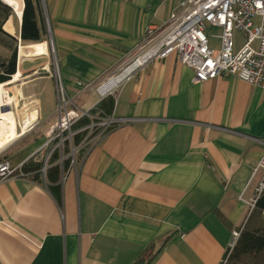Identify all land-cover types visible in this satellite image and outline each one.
<instances>
[{"label": "crops", "instance_id": "obj_1", "mask_svg": "<svg viewBox=\"0 0 264 264\" xmlns=\"http://www.w3.org/2000/svg\"><path fill=\"white\" fill-rule=\"evenodd\" d=\"M180 1L44 0L74 102L90 93L82 108L89 109L108 96L100 84ZM22 13L7 20V32L20 31ZM53 68L47 40L20 43L16 73L0 83L18 134L0 156L13 166L31 157L45 166L40 150L57 120ZM194 78L174 52L126 81L113 112L134 120L79 150L76 166L65 177L61 170L60 202L46 170L43 183L28 175L0 180V264H221L250 211L239 196L253 200L264 177L256 171L264 146L254 141L264 137V88L233 75ZM2 108L0 92V141Z\"/></svg>", "mask_w": 264, "mask_h": 264}, {"label": "built area", "instance_id": "obj_2", "mask_svg": "<svg viewBox=\"0 0 264 264\" xmlns=\"http://www.w3.org/2000/svg\"><path fill=\"white\" fill-rule=\"evenodd\" d=\"M1 1L8 4L16 15H21L24 0H17L21 5L20 13L16 5L8 0ZM40 3L50 31L45 2L40 0ZM208 26L220 28V33L208 35ZM236 32L241 33V40L236 39ZM213 38L218 39V45L211 42ZM174 52L194 70V80L197 82L233 75L264 88V0H181L168 21L159 27L147 29L138 45L119 61L114 71L100 84L99 91L103 95H116L140 69ZM54 61L52 74L58 97L57 120L40 150L46 153L43 171L55 150L61 153L58 163L62 166L63 161L68 159L69 167L73 168L81 148L96 146L115 125L134 120L119 118L114 112L102 115L100 111H95L96 106L89 109L78 107L67 93L56 58ZM84 118L88 120L87 123L75 127ZM80 134L84 135L77 142L76 138ZM254 141L264 146V137L254 138ZM259 169L264 170V155L256 171ZM64 172L62 169V177H65ZM17 176H26L20 166H13L8 160L0 161V180ZM263 188L264 177L253 200L244 199L243 194L239 197L248 203L251 210ZM240 232V228L233 230L221 264L226 263Z\"/></svg>", "mask_w": 264, "mask_h": 264}, {"label": "trees", "instance_id": "obj_3", "mask_svg": "<svg viewBox=\"0 0 264 264\" xmlns=\"http://www.w3.org/2000/svg\"><path fill=\"white\" fill-rule=\"evenodd\" d=\"M15 15L13 9L0 0V83L10 80L16 73L20 43H38L45 41L48 36L40 0H24L20 31L16 35H12L4 29V26L9 30L8 25L10 22L7 24L6 22ZM114 105L115 96L108 95L96 105L95 111H100L102 115H110L113 112ZM87 121L84 118L75 127H79L87 123ZM83 135L77 136V142ZM67 148L65 151L68 150ZM59 159L60 151L55 150L49 160L51 166L45 171L46 179L56 184V186H51V190L58 202L61 201L59 184L61 170H65L70 162L66 159L61 166V164L57 163ZM2 160L4 159L0 156V161ZM42 169L43 160L35 157H31L21 166V170L38 183H43L44 181ZM240 229L238 240L229 253L225 264H264V188ZM150 260L141 258L136 264H150Z\"/></svg>", "mask_w": 264, "mask_h": 264}, {"label": "bare ground", "instance_id": "obj_4", "mask_svg": "<svg viewBox=\"0 0 264 264\" xmlns=\"http://www.w3.org/2000/svg\"><path fill=\"white\" fill-rule=\"evenodd\" d=\"M8 1H9V3L16 5L19 13L21 12V9H20L21 5H20L19 1H17V0H8ZM19 74H20V72H19ZM17 78L18 77L16 76V79ZM0 92H1L2 97H3V106L4 105H10L9 100L6 98L7 95H5V92L3 91L2 85H0ZM4 113L6 116L7 128L4 130L3 134L1 135L2 139L0 141V150L3 149L7 144H9L11 141H13L18 136L17 131H16V118L14 116L12 109L8 110V111L4 110ZM31 119H32L31 116L29 118L25 119L26 126L29 124Z\"/></svg>", "mask_w": 264, "mask_h": 264}, {"label": "rangeland", "instance_id": "obj_5", "mask_svg": "<svg viewBox=\"0 0 264 264\" xmlns=\"http://www.w3.org/2000/svg\"><path fill=\"white\" fill-rule=\"evenodd\" d=\"M8 29L11 31L12 30V27H11V25L9 24L8 25ZM206 33L208 34V35H217V34H219L220 33V29L218 28V27H214V26H209V27H207V29H206ZM235 37H236V39H238V40H241L242 39V35H241V33L240 32H236L235 33ZM48 42H49V45H50V54H51V57L53 58V64L55 63V53H54V51H53V43H52V39H51V37H50V35H48L47 36V39H46ZM38 43H41V42H38ZM33 44V43H32ZM54 67H55V64H54ZM52 72H53V70H52ZM47 93H48V90H47ZM53 95V94H52ZM8 96V95H7ZM54 98H55V96H54ZM92 98H93V95L92 94H86V95H84L82 98H80V99H75V104L78 106V107H80V108H84L91 100H92ZM20 112H21V108H20V106H19V109H18V113L20 114Z\"/></svg>", "mask_w": 264, "mask_h": 264}, {"label": "water", "instance_id": "obj_6", "mask_svg": "<svg viewBox=\"0 0 264 264\" xmlns=\"http://www.w3.org/2000/svg\"><path fill=\"white\" fill-rule=\"evenodd\" d=\"M2 109L5 111H8V110H11L12 107L10 105H4Z\"/></svg>", "mask_w": 264, "mask_h": 264}]
</instances>
